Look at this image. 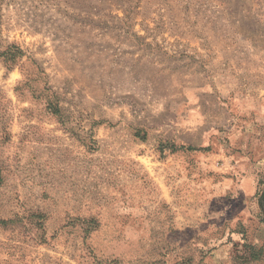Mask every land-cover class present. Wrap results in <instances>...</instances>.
<instances>
[{
  "label": "rangeland",
  "instance_id": "1",
  "mask_svg": "<svg viewBox=\"0 0 264 264\" xmlns=\"http://www.w3.org/2000/svg\"><path fill=\"white\" fill-rule=\"evenodd\" d=\"M0 264H264V0H0Z\"/></svg>",
  "mask_w": 264,
  "mask_h": 264
}]
</instances>
